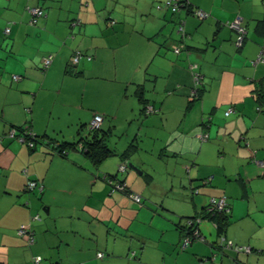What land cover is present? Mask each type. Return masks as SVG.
Segmentation results:
<instances>
[{"label": "crops", "instance_id": "1", "mask_svg": "<svg viewBox=\"0 0 264 264\" xmlns=\"http://www.w3.org/2000/svg\"><path fill=\"white\" fill-rule=\"evenodd\" d=\"M164 1L0 0V264H264V0ZM30 6L45 10L35 24ZM97 113L114 150L98 163L10 132L76 140ZM222 195L223 234L206 218L185 245L186 218Z\"/></svg>", "mask_w": 264, "mask_h": 264}, {"label": "trees", "instance_id": "2", "mask_svg": "<svg viewBox=\"0 0 264 264\" xmlns=\"http://www.w3.org/2000/svg\"><path fill=\"white\" fill-rule=\"evenodd\" d=\"M84 56L85 55H82V57H84ZM86 57H87V55H86ZM88 58H91V56H89ZM73 64H76V63H73ZM43 69L46 70L47 68L44 67ZM202 85H203V82L201 83V85L199 87L197 96L195 95V98L193 100H195L201 96ZM194 86H195V83H194ZM194 86L191 90L190 98L192 97ZM259 101L264 103V91L260 92ZM150 105H152V104H147L146 108H145V110L148 113L150 112V111H148V108ZM154 109H155V107H154ZM99 114H101V113H99ZM91 121H90V123H91ZM90 123L88 125L87 130L83 128L85 125L82 126V131L84 130V133L81 131L79 137L76 140H58V139L52 138V137H49L47 140L40 139L38 137V135L28 131L29 127H27V125H25L26 127L25 126H22V127L13 126L12 130L13 129L16 130V133L14 135H16L18 133L17 132L18 130L19 131L21 130L20 133H18V135L20 136V139H23L25 142H27L31 148L35 147L38 144V142L42 141L43 143L47 144L50 147L51 152H53V153H58L61 155H67V153L71 150H78L81 153L85 154L88 158L92 159V161H94L95 163H98L101 160H103L104 158H106L107 156H109L114 150L108 144V141H107L108 140L107 134L109 133V131L106 129H102V126L99 129H93L90 127ZM124 163L126 165V169H125V171H126L130 167V165H129L130 163L128 161H126ZM208 180L211 181V177H209ZM35 181H37V180H35ZM111 181H112V179H111ZM112 182H110V183L112 184ZM120 182L125 183V181L122 179L117 181V183H120ZM207 183H208V181L205 180L204 184H207ZM37 184H38V181H37ZM112 186H113V184H112ZM122 190L128 192V190H129L128 185L125 189H122ZM194 191H199V190H198V188H195ZM134 194H136V193H133V194L131 193V196L133 197ZM213 197H220V196H213ZM138 203H142V197H141V201ZM210 205H211V203H209L203 209V211H201L200 214H197L194 216H188L186 218L185 225L181 227L182 232L184 231L185 237H191V238H193V241H195L197 238L194 235V231L196 228H198V225L201 223V221H203V219H206V218L213 220L217 225V229H218L219 234L220 235L223 234V232H224V230H225V228L229 222L230 210L225 211L223 209L220 211L218 209H215V210L211 211ZM104 254H105L104 252L100 253V255H103V256H104ZM51 264H54V263H51ZM78 264H84V263H78Z\"/></svg>", "mask_w": 264, "mask_h": 264}, {"label": "built area", "instance_id": "3", "mask_svg": "<svg viewBox=\"0 0 264 264\" xmlns=\"http://www.w3.org/2000/svg\"><path fill=\"white\" fill-rule=\"evenodd\" d=\"M186 4V1L185 0H165L163 2V5L165 7H169L173 12H177L181 6L185 5ZM162 4L159 5V7H162L163 6ZM29 11L32 13V20L31 22L32 23H36L38 21V19L43 16L45 14V10L40 7V6H30L28 7ZM195 13L198 17L204 19L208 16V13L204 10H201V9H195ZM232 26L233 28L235 29V31L237 32V35H238V38H237V44L238 46H241L245 37H246V33H247V29L244 25H242L240 19H236L233 23H232ZM180 30L184 31V27L181 26L180 27ZM6 32H10V27H7L6 28ZM176 52H179L180 51V47H176ZM83 53L81 51H77L73 57H72V62L73 63H78L80 58L82 57ZM257 61H264V43L261 47V50H260V53H259V56H258V59ZM52 62V55H49L48 57H46L44 59V67L47 68ZM256 63V61L254 62ZM14 78L15 79H20L21 76L20 75H14ZM194 79H195V86H194V89H193V94H192V100L195 98V95L197 96L198 94V90H199V87L202 83V77H201V74L200 72H196L195 73V76H194ZM156 109H154V107L152 105L149 106L148 108V111L150 112H153L155 111ZM234 109L233 108H230L229 111H227V114L231 113ZM104 120V116L102 114H95L94 118L92 119L91 123H90V127L93 128V129H99L102 125V122ZM16 133V130L13 129L11 130V134L14 135ZM202 138L203 139H207L208 138V135L207 134H203L202 135ZM259 163V165L263 168V174H264V160H258L257 161ZM119 169L121 171H125L126 169V165L125 163L123 164H120L119 165ZM112 182V181H111ZM38 184H37V181L35 180H31L29 181V187L31 188H34L36 187ZM116 188L118 189H125L127 187V184L126 183H116L114 185ZM133 199L137 202H140L141 201V196L139 194H134L133 195ZM210 210H215V209H218V210H225V211H229L230 210V206H229V203H228V199H227V196L226 195H222L220 197H212L211 200H210ZM19 232L20 234H25L27 232V228L26 227H21L19 229ZM194 235L197 239L201 238V239H204V236L201 234L199 228H196L195 231H194ZM225 239V241L227 242L226 245L228 247H234L236 250L238 251H241V250H245V251H251V248L249 246H240V245H235L233 243L232 240H228L226 238H223ZM30 240L31 241H34V238L33 236H30ZM191 241H193V238L191 237H185L184 238V244L187 245L189 244ZM214 258L215 256L213 257H208V258H204L202 259L201 261H199L197 264H214ZM35 264H43V258L41 256H37L35 258Z\"/></svg>", "mask_w": 264, "mask_h": 264}, {"label": "water", "instance_id": "4", "mask_svg": "<svg viewBox=\"0 0 264 264\" xmlns=\"http://www.w3.org/2000/svg\"><path fill=\"white\" fill-rule=\"evenodd\" d=\"M129 165L130 166H133V168H137L135 165H133V163H130Z\"/></svg>", "mask_w": 264, "mask_h": 264}, {"label": "clouds", "instance_id": "5", "mask_svg": "<svg viewBox=\"0 0 264 264\" xmlns=\"http://www.w3.org/2000/svg\"><path fill=\"white\" fill-rule=\"evenodd\" d=\"M103 123V122H102Z\"/></svg>", "mask_w": 264, "mask_h": 264}, {"label": "rangeland", "instance_id": "6", "mask_svg": "<svg viewBox=\"0 0 264 264\" xmlns=\"http://www.w3.org/2000/svg\"><path fill=\"white\" fill-rule=\"evenodd\" d=\"M44 64V63H43Z\"/></svg>", "mask_w": 264, "mask_h": 264}]
</instances>
